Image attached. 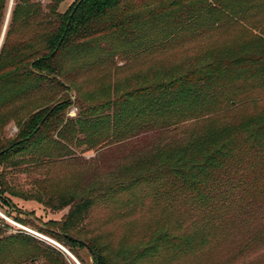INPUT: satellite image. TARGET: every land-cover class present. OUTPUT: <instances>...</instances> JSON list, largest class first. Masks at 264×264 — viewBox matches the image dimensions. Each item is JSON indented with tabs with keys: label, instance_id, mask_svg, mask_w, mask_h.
I'll return each mask as SVG.
<instances>
[{
	"label": "trees",
	"instance_id": "16d2710c",
	"mask_svg": "<svg viewBox=\"0 0 264 264\" xmlns=\"http://www.w3.org/2000/svg\"><path fill=\"white\" fill-rule=\"evenodd\" d=\"M63 1L44 0L43 4L15 0L0 46V108L36 101V108L40 109L19 126L14 140H0V212L67 248L80 264L87 263L75 248L83 249L89 257L92 252L90 264H135V255L119 252L112 257L79 237V228L95 205L96 197L91 191L76 197L49 189L46 195L32 197L31 193L17 189L8 175L26 171L39 158L69 157V148L83 147L87 152L119 143L117 136L138 126L140 131L155 125L176 128L189 120L205 119V126L189 131L185 141L170 143L160 151L164 177L170 188L177 183L179 190L190 194L199 212L192 225L195 231L217 232L236 224L257 230L264 223V110L236 123H217L206 117L223 111L213 104L218 95L223 96V104L235 103V92L214 89L218 80L230 83L255 73L263 77L264 83V0H172L171 7L166 8V0H76L68 11L61 13L59 5ZM8 2L0 0V35ZM176 7H186V12L194 14L203 12L215 24L247 23L258 18L255 28L261 38L250 48L254 56L239 53L233 60L226 56L212 58L203 68L208 77L207 89L199 86L191 96V92L178 91L174 84L150 91V101L144 100L141 93L131 92L124 100L132 103L140 99L135 108L118 109L116 105L112 115L100 117L95 116L98 110L85 104L79 95L71 101L68 91L76 88L72 77L83 70L104 67L111 60L102 51L90 63L75 64L81 49L99 48L101 43L110 49L113 43L114 48L124 50L125 40L140 31L138 22L160 20L163 12ZM181 16L185 17L184 13ZM177 18L180 16L175 15L174 21ZM172 28L168 40L177 31ZM72 104L78 107V115L65 119ZM119 113L124 118L116 120ZM123 120L128 124L118 123ZM119 124L122 126L118 129ZM53 135L68 148L51 142ZM12 198L36 201L53 212H67L59 221L49 220L37 226L32 220L33 212L22 211ZM9 229L0 218V264H68V258L56 247L20 230L9 234ZM262 229L254 234L253 241H260L263 225Z\"/></svg>",
	"mask_w": 264,
	"mask_h": 264
},
{
	"label": "rangeland",
	"instance_id": "374dc122",
	"mask_svg": "<svg viewBox=\"0 0 264 264\" xmlns=\"http://www.w3.org/2000/svg\"><path fill=\"white\" fill-rule=\"evenodd\" d=\"M31 1L44 4V0ZM10 2L12 4L9 8ZM14 2L15 0L8 2L5 16L7 23L5 26L4 21L0 44ZM75 2L76 0H64L59 5V12L68 11ZM171 2L172 0H166L164 7H171ZM186 11V7H176L163 12L161 19L157 20L161 21L162 26L156 28L163 34L161 37L166 40L165 44L171 47L167 49L165 45V51H156L141 60H134L132 63L122 60L119 53L115 56L116 52L111 53L113 49H106L103 43L99 44V48L81 49L80 58L75 64L86 61L90 63L96 56L102 55V51L108 53L111 60L104 67L83 70L78 72L77 77H72L76 88L68 91L71 101L79 95L85 104L98 110L95 116L100 117L112 115L118 106L135 108L141 102L140 99H134L132 103L124 100L131 92L141 93L144 100L150 101V91L174 84L176 89L179 88L178 91L191 92V96L199 90V86L207 89L208 77L203 68L212 58L216 60L226 56L233 60L239 53L254 56L255 52L250 48H254L261 38L255 28V25L259 24L258 18L253 17L247 23L215 24L203 12L194 14ZM183 13L185 17L181 16ZM175 15L180 18L174 21ZM190 15L195 17L192 20L186 19ZM175 22H179L180 26L183 24L181 29L174 26L181 38L173 31L174 36L168 40L172 33V24ZM156 31L148 37L156 39ZM72 65L68 64L70 67ZM155 69L158 73L147 76L146 83H140V80L137 81L133 76ZM244 78L230 83L218 80L214 89L221 87L220 92H235V103L230 105V101H225L223 104V96L218 95L213 104L221 106L223 111L211 117L207 116L208 121L236 123L264 110L263 77L251 73ZM192 97L187 99L188 104L192 102ZM38 106L36 101H29L0 108V140H14L19 133V126L40 110L36 108ZM195 106L194 103L193 107ZM78 112V107L72 104L64 118L74 119ZM120 114L116 120L124 118L123 113ZM204 120H189L176 128L155 125L140 131L138 126L121 137L117 136L121 140L119 143L87 152L83 147L69 148L72 150L69 157L53 160L39 158L31 164L32 167L26 171L13 172L8 175V179L17 189L31 193L32 197L36 194L46 195L49 189L76 197L91 191L96 197L95 205L90 210L86 222L80 226L78 235L105 250L112 257L116 253L127 252L138 259L135 264H264V232H261L259 242L253 241L254 234L263 230L264 223L257 226V230L236 224L217 232L195 231L192 225L198 219L199 212L195 209L190 194L186 190H179L177 183H173L175 186L170 188L171 185L164 177V167L160 166V151L170 143L185 141L189 131L205 126ZM119 122L128 124L125 120ZM160 122L158 120L157 125ZM122 124H119L118 129ZM55 136L51 138L53 141H49L58 142L68 148ZM48 143H44V146ZM11 200L22 211L33 212L34 218L40 220L32 218L37 226L49 220L59 221L67 212V209L59 212L47 210L36 201H22L16 198ZM6 218L4 221L11 228L8 230L9 234L20 230L35 236L65 254L68 264H76L55 244L76 259L67 248L30 227L20 225L32 233L22 230L18 223ZM75 250L87 264L91 263L90 257L83 249ZM76 261L79 263L77 259Z\"/></svg>",
	"mask_w": 264,
	"mask_h": 264
},
{
	"label": "crops",
	"instance_id": "0c3cea01",
	"mask_svg": "<svg viewBox=\"0 0 264 264\" xmlns=\"http://www.w3.org/2000/svg\"><path fill=\"white\" fill-rule=\"evenodd\" d=\"M137 25L139 26L140 31L136 32V34H133V36L131 38L125 40V43L123 44V46H124L123 48H125V47L126 48L124 50H122L121 47L120 48H118V47L113 48L112 47L113 43H112L111 47L113 50L111 51V53L116 52L115 56H117L119 53V55H121L122 60H125V61H128L129 63H132V61L141 60L144 56L152 55L156 51L157 52L165 51V45H166L167 49H169L171 47V46H167V44H165L166 40H163L164 38L161 37L163 34H161L159 32L158 28L162 26L161 21H155V22H153V21H151V22L141 21V22H138ZM172 25H173L172 27L175 26L179 29L183 28V24H181V26H180L179 22H177V23L175 22ZM156 27H158V28H156ZM157 29H158V32L156 31ZM154 31H156L155 32L156 33V39H150L148 37V35ZM181 32H183V31L181 30ZM176 35H178V37L181 38V35H179L178 31H176ZM111 47H110V50H111ZM145 73H147L146 77H145ZM156 73H158V72H156V69H155L153 71L149 70L146 72H139L133 76L137 78V81L140 80V83H146V82H148L147 76L149 77L150 74H153V76H154ZM129 82H130V80H129Z\"/></svg>",
	"mask_w": 264,
	"mask_h": 264
},
{
	"label": "water",
	"instance_id": "95a60500",
	"mask_svg": "<svg viewBox=\"0 0 264 264\" xmlns=\"http://www.w3.org/2000/svg\"><path fill=\"white\" fill-rule=\"evenodd\" d=\"M6 23H7V18H6V21H5V26H6ZM5 26H4V30H3V32L5 31ZM3 33H2V37L1 38H3ZM0 46H1V44H0ZM0 217L2 218V219H7L6 217H4L1 213H0ZM34 235H36V234H34ZM38 237H40V236H38ZM55 246H57L58 248H60L64 253H66L76 264H79L77 261H76V259H74L70 254H68L65 250H63V248L62 247H60L59 245H57V244H55ZM90 258H92V252L90 251Z\"/></svg>",
	"mask_w": 264,
	"mask_h": 264
},
{
	"label": "built area",
	"instance_id": "2783aa9c",
	"mask_svg": "<svg viewBox=\"0 0 264 264\" xmlns=\"http://www.w3.org/2000/svg\"><path fill=\"white\" fill-rule=\"evenodd\" d=\"M15 225H16V224H15ZM18 227L21 228L22 230H25V231H27V232L32 233L31 231H29L28 229H26V228H24V227H22V226H20V225H18Z\"/></svg>",
	"mask_w": 264,
	"mask_h": 264
},
{
	"label": "bare ground",
	"instance_id": "6f19581e",
	"mask_svg": "<svg viewBox=\"0 0 264 264\" xmlns=\"http://www.w3.org/2000/svg\"><path fill=\"white\" fill-rule=\"evenodd\" d=\"M11 4H12V2L9 3V8H10Z\"/></svg>",
	"mask_w": 264,
	"mask_h": 264
}]
</instances>
